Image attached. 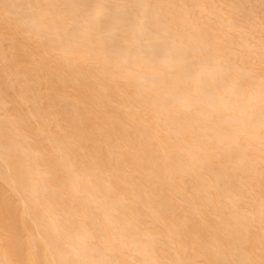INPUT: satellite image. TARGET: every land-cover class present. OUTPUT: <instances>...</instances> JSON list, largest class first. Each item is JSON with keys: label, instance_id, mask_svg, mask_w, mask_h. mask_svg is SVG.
<instances>
[{"label": "bare ground", "instance_id": "obj_1", "mask_svg": "<svg viewBox=\"0 0 264 264\" xmlns=\"http://www.w3.org/2000/svg\"><path fill=\"white\" fill-rule=\"evenodd\" d=\"M262 76L264 0H0V264H264Z\"/></svg>", "mask_w": 264, "mask_h": 264}, {"label": "rangeland", "instance_id": "obj_2", "mask_svg": "<svg viewBox=\"0 0 264 264\" xmlns=\"http://www.w3.org/2000/svg\"><path fill=\"white\" fill-rule=\"evenodd\" d=\"M139 32H140V31H139ZM139 32H138V33H139ZM140 34H142V33H140ZM137 35H138V34H137ZM137 35H136V36H137ZM141 36H142V35H140L139 37H141ZM263 77H264V76H262L261 79H263ZM262 81H264V80H262ZM262 81H261V82H262ZM261 84H262V83H261ZM260 87H262V88L264 87V82H263V86H260ZM263 89H264V88H263ZM260 90H261V89H260ZM260 90H259L258 92H260ZM260 93H262V96L260 95V97H261V98L264 97V90H262ZM258 95H259V93H258ZM262 100H264V98H263ZM260 102H261V105H264V104H262V101H260ZM260 102H259V103H260ZM263 103H264V101H263ZM261 105H260V107H256L257 109L255 108L257 112L254 111L255 109L253 110V112H255L256 114H259V113H260L259 108H261V112H262V106H261ZM258 106H259V105H258ZM253 112H252L251 117L254 116V115H253ZM256 114H255V115H256ZM259 115L261 116V113H260ZM259 115L254 116V117H253V121L256 120V119L258 120ZM257 117H258V118H257ZM255 118H256V119H255ZM257 120H256V121H257ZM256 121H254V122H256ZM263 140H264V138H263ZM263 140H262V142H263ZM262 142H261V144H262ZM261 144H260V145H261ZM262 145H264V144H262ZM263 147H264V146H263Z\"/></svg>", "mask_w": 264, "mask_h": 264}]
</instances>
